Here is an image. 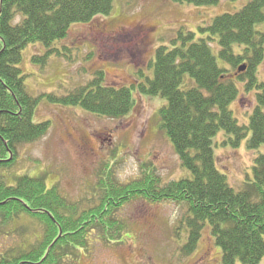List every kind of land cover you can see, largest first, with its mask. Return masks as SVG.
Returning <instances> with one entry per match:
<instances>
[{
    "label": "trees",
    "instance_id": "16d2710c",
    "mask_svg": "<svg viewBox=\"0 0 264 264\" xmlns=\"http://www.w3.org/2000/svg\"><path fill=\"white\" fill-rule=\"evenodd\" d=\"M196 7L217 6L221 0H171ZM240 1V0H231ZM235 13H225L202 28L206 38L180 32L173 48L156 51L154 77L140 92L160 96L161 128L171 140L181 165L191 177L164 183L155 171L143 170L141 177L123 185L112 175L99 180L98 203L82 210L70 203L57 187L48 188L43 177L18 176L9 184L0 175V217L5 224L23 218L40 224L36 244L0 254V264H63L86 249L94 231L107 244H118L126 225L113 214L132 199L176 202L188 209L180 220L188 240L185 256L197 248L207 225L222 249L223 264H259L264 257V155L255 159L253 179L241 190L233 189L216 165L214 139L220 131L231 136L233 147L251 133L248 148L264 145V82L257 69L264 59V0H246ZM114 0H0V172L16 165L22 145L46 136L50 122L36 123L39 98L32 97L20 69L23 50L43 44L49 53L56 41L65 40L74 24H86L108 15ZM22 19L15 24V20ZM180 42L181 44H177ZM218 43L220 67L211 43ZM237 50V51H236ZM35 57V61H38ZM232 76L230 69L240 72ZM229 68V69H228ZM185 76L188 87H183ZM237 82L246 91L256 90V107L248 125H240L230 109L239 97ZM104 76L69 94L49 95L53 103L82 109L110 119L128 115L135 107L134 87L104 85Z\"/></svg>",
    "mask_w": 264,
    "mask_h": 264
},
{
    "label": "rangeland",
    "instance_id": "374dc122",
    "mask_svg": "<svg viewBox=\"0 0 264 264\" xmlns=\"http://www.w3.org/2000/svg\"><path fill=\"white\" fill-rule=\"evenodd\" d=\"M246 2L221 0L217 6L196 7L171 0H114L108 15L72 25L68 37L51 46L54 52L40 43L28 45L19 67L28 93L39 98L34 121L50 122L51 128L38 141L22 145L16 165L0 175L9 184L18 176L43 177L48 188L57 187L81 212L98 203L99 180L107 174L123 185L141 177L143 170L155 171L164 183L191 177L161 128L159 111L166 100L143 94L140 86L154 77L159 48H173L180 32L194 33L197 40L206 38L202 28L217 16L239 11ZM258 29L264 32V24ZM211 46L219 66L228 67L219 57L218 43ZM99 72L104 85L134 87L135 107L128 115L110 119L49 100V95L62 97L87 85ZM230 72L232 76L241 73ZM257 73L264 82V59ZM188 81L185 76L183 87L189 86ZM237 85L239 97L230 109L240 125H248L257 105L256 90L246 91L244 83ZM229 138L224 131L218 133L214 154L217 169L238 191L253 179L255 159L264 155V145L250 150L251 133L237 147L226 143ZM187 211L186 204L132 199L113 214L126 225L118 244H107L93 230L88 247L63 264H223L222 249L210 225L196 250L189 256L182 254L188 233L186 227L180 229V220ZM40 233V224L31 219L7 225L0 217V254L36 244ZM259 264H264V257Z\"/></svg>",
    "mask_w": 264,
    "mask_h": 264
},
{
    "label": "water",
    "instance_id": "95a60500",
    "mask_svg": "<svg viewBox=\"0 0 264 264\" xmlns=\"http://www.w3.org/2000/svg\"><path fill=\"white\" fill-rule=\"evenodd\" d=\"M245 69H246V67H245V66H243V67H241V68H240V70H239V71L243 72V71H245Z\"/></svg>",
    "mask_w": 264,
    "mask_h": 264
}]
</instances>
